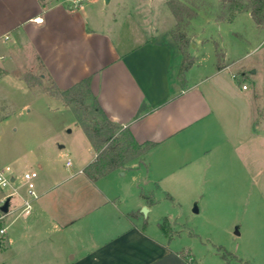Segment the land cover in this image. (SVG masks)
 Wrapping results in <instances>:
<instances>
[{
  "label": "crops",
  "instance_id": "crops-1",
  "mask_svg": "<svg viewBox=\"0 0 264 264\" xmlns=\"http://www.w3.org/2000/svg\"><path fill=\"white\" fill-rule=\"evenodd\" d=\"M91 3L69 10L63 0H0V76H18L28 91L24 70L39 69L61 91L88 78L106 117L137 143L154 146L142 160L91 181L83 171L97 153L88 139L91 148L85 145V161L78 165L86 180L71 185L54 175L39 180L48 168L39 158L26 165V171L38 172L37 199L17 181L14 165L8 194L17 193L9 197L2 222V264H178L163 231L151 234L142 223L161 199L194 187L197 174H206L204 182L213 180L209 174L225 169L229 160L235 172L259 175L254 183L260 181L264 194V163L257 165L251 146L262 126L249 112L242 117L249 102L241 97L249 88L241 90L235 73L229 75L236 61H228V52L219 65L213 47L207 61L205 40L194 41V64L181 79V51L166 40H111L100 31ZM78 192L82 196H74ZM27 201L31 208L25 212Z\"/></svg>",
  "mask_w": 264,
  "mask_h": 264
},
{
  "label": "rangeland",
  "instance_id": "rangeland-1",
  "mask_svg": "<svg viewBox=\"0 0 264 264\" xmlns=\"http://www.w3.org/2000/svg\"><path fill=\"white\" fill-rule=\"evenodd\" d=\"M169 1L91 0L88 3L92 2L98 13L100 31L106 32L111 40L122 37L130 45L141 39L166 40L178 53L184 44L179 36L184 34L189 42L187 53L191 55L190 51H194V45L191 46L194 41L196 45L198 40H205L204 60L213 56V47L219 65L225 62L226 50L228 61H236L229 73L231 77L235 73V85L241 90L244 85L249 88L243 91L245 98L241 97L249 102V111L243 109L242 117L246 119L249 112L250 120L253 118L262 126L251 143L253 156L257 153V165L262 167L264 31L259 28L256 32L255 23L247 14L240 13L236 20L237 15L229 20L228 6L221 0H174L187 6L184 9L175 4L180 20L172 13ZM244 39L250 42L241 44ZM42 75L39 69L22 72L21 79L29 91L24 90V82L18 76H0V166L16 165L20 183L26 165L42 158L48 168L40 173L39 180L54 175L58 180H69V185L84 182L86 177L78 165L85 161L83 148L91 145L77 123V105L65 101ZM86 107L87 113L92 112L91 98L87 97ZM79 114L82 118L86 116L81 110ZM131 155L126 160L127 166L142 158H130ZM69 159L74 164L66 167ZM227 163L225 169L220 167L209 174L214 177L211 181L204 182L205 173L197 174L194 187L192 183V188L176 197L161 199L157 211L142 221L151 234L162 230L173 252L187 255L189 251L185 264H264V194L257 188L260 181L258 185L254 183L259 175L254 179L253 175L237 173L233 161ZM8 192L10 188H1L0 199ZM192 192L195 195L191 198ZM74 196L82 194L78 192ZM6 255L0 252V264Z\"/></svg>",
  "mask_w": 264,
  "mask_h": 264
},
{
  "label": "trees",
  "instance_id": "trees-1",
  "mask_svg": "<svg viewBox=\"0 0 264 264\" xmlns=\"http://www.w3.org/2000/svg\"><path fill=\"white\" fill-rule=\"evenodd\" d=\"M221 2L228 6L229 20H233L240 13L249 12L257 25L264 26V0H221ZM175 4L184 9L187 6L179 1L170 0L168 2L172 13L180 20L174 7ZM179 37L184 43L180 47L185 56L180 70V77L183 79L184 73L194 64V58L186 52V45L189 43L186 36L181 34ZM55 89L61 97L65 98V101L77 105L75 106V109L78 108L76 110L77 123L84 130L97 153L96 159L83 171L89 180L97 181L117 169L126 167L129 153L132 154L130 158L142 157L154 146L151 142L137 143L129 131H120L119 126L106 117L91 92L88 78L65 91ZM87 97L92 99V112L90 113L86 112L88 110L86 107ZM80 110L83 111V115H86L83 118L82 114H79ZM92 113L96 116H92ZM187 252V255H174L175 263L185 264L190 256V252Z\"/></svg>",
  "mask_w": 264,
  "mask_h": 264
},
{
  "label": "built area",
  "instance_id": "built-area-1",
  "mask_svg": "<svg viewBox=\"0 0 264 264\" xmlns=\"http://www.w3.org/2000/svg\"><path fill=\"white\" fill-rule=\"evenodd\" d=\"M91 0H63L64 5L67 7L69 10H76L81 8L83 5L88 3ZM243 89H247V86L244 85ZM71 162H67V166H70ZM38 177V172L29 170L23 173L22 178H23V185L26 187L28 194L33 198L37 199L39 197L37 189H36V179ZM16 177L14 175V171L11 166H4L0 167V189L3 188H10L11 185L15 182ZM17 192L14 190V192L10 194H6L0 199V206L7 200L9 197H12L15 195ZM31 208L30 202H26L24 206L25 212H28L29 209ZM8 213H3L0 211V224L5 220L6 216ZM5 228H0V237H2L5 234Z\"/></svg>",
  "mask_w": 264,
  "mask_h": 264
},
{
  "label": "water",
  "instance_id": "water-1",
  "mask_svg": "<svg viewBox=\"0 0 264 264\" xmlns=\"http://www.w3.org/2000/svg\"><path fill=\"white\" fill-rule=\"evenodd\" d=\"M151 2H153L154 0H150ZM10 202H9V199L8 200H6L1 206H0V211L1 212H3V213H8V211H9V204ZM147 211H148V208H146V207H144V208H142V212L144 213V214H146L147 213ZM195 211H198L197 209H195ZM1 237H0V248H1Z\"/></svg>",
  "mask_w": 264,
  "mask_h": 264
}]
</instances>
